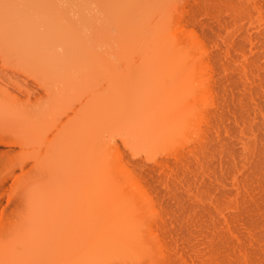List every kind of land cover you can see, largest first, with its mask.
I'll list each match as a JSON object with an SVG mask.
<instances>
[{"label": "bare ground", "instance_id": "6f19581e", "mask_svg": "<svg viewBox=\"0 0 264 264\" xmlns=\"http://www.w3.org/2000/svg\"><path fill=\"white\" fill-rule=\"evenodd\" d=\"M0 1L1 40H12L21 46L37 49L44 60L51 57L50 60L58 65L56 75L71 74L72 83H76L82 76L89 77L94 72L106 80L109 87L114 85L109 88L111 91L108 90L90 101L85 110L89 116L88 124L67 132L71 139L87 133L92 143V148L89 149L91 159L84 170L85 177L89 175L91 180L89 178L88 180L93 181L94 186L95 182L97 183L96 190L100 193L96 190V193H93L94 196L98 194L100 197H94L98 201L94 210L98 208V212L102 207L98 205L105 203L109 197L118 198L119 185L122 188L125 185L127 188L130 186L131 189L135 185V180L132 182L134 177L130 178L131 173L127 171L129 169L125 166L123 171L122 164L113 165L109 158L112 155L110 150L115 143L111 136V133L115 132L112 130L114 122L116 126L119 125L118 129L129 133L132 139L127 137L128 140L143 136L148 140L147 146L156 141L155 144L161 152L169 143L173 146L177 141L178 144L180 139L181 146L177 147L174 144L176 147L172 149L168 145V148L171 147L169 148L171 151L167 149L172 159L156 163L159 169L156 166L144 171L146 173L148 170L147 173L154 176L156 181L165 182L163 187H166L167 192L170 191L167 194L174 199L172 203L175 201L174 203L182 205L186 202V205L194 208L195 202L190 199L197 198L200 206L196 214L189 211V214L185 213L184 220L181 218L186 223L183 222L185 227L182 225L180 227L188 234L182 242L178 244L174 236L172 238L175 242L172 240L164 244L162 239V243L157 240L155 245L156 243L151 244L153 239L150 238L151 234L149 235L152 223L160 224L158 225L160 227L155 228L162 227V233H172L175 231H172L171 226H168L170 229L167 227V222L170 219L177 220V216L172 214L173 218H166L159 214L152 219L151 216H142L144 212L137 214L133 211L119 215L121 211L126 212L132 208L129 204L131 202L127 201L130 208L125 203L126 206L123 205L128 208L119 211L117 210L119 206H115L116 198L112 201L110 198V203L108 200L106 202L108 210L111 209L109 211L104 209L107 213L104 211L103 214L101 211L97 213L95 210L98 217H95V220L88 218L85 221V229H75L72 230L74 232H70L72 234H68L69 243L73 239L77 240L76 242L73 240L76 245H73L72 241L70 248L71 245L76 247H73L75 251L72 249L59 254L61 264H104L109 261L108 257L115 255L123 259L126 257L127 262L144 260L149 264H153L155 260V264H264V0H222L226 3L225 10L229 15L225 16L231 18L236 26L232 33L231 30L230 34L225 33L226 35H223V31H227L232 25L228 18L226 20L224 15V18L220 15L221 11L216 12L217 15L213 13L215 11L212 10L215 7L213 3L217 0L210 1L213 3L209 0H91L93 3L96 2L98 12L96 15L98 16L100 12L101 17H107L106 20H110L108 22L115 30L111 34L107 32L108 29H105L107 31L101 29L107 32L102 36L106 42L108 40L106 45H109L110 57L113 55L119 62H126V67L116 66L109 71L106 69L109 78L104 75V69H96L97 63L98 65L100 63V55L93 49L100 44L101 39H98L99 42L94 40L96 45L93 46V42L88 40L89 38H84L85 34L82 32L85 30L81 27L83 24L84 27L86 25L92 27L95 24L94 19L97 18L95 14L91 19L82 11V7L79 14L77 13L78 16L75 14L72 16L68 10L66 12L57 10L55 0H52L53 2L49 0L52 2L48 5L49 8L54 9H49L47 14L41 5L42 9L40 7L35 9L44 11L39 14L44 16V18L41 16L42 20L39 16H36V19L32 18L31 9L29 15L32 19H27L25 11H21L23 7L17 5L14 0ZM71 1L70 4L73 5L75 1ZM81 1L78 2L80 8ZM76 3L77 0L74 6ZM203 4H206V7L208 5V9ZM223 4L222 6H225ZM202 5L205 8H201ZM23 9L27 11V8ZM200 16H204L203 19ZM108 22L105 21L106 24ZM97 30L100 33L99 28ZM104 40L103 44L106 43ZM90 59L92 63L89 62ZM174 83L175 92L173 90L167 92L169 85ZM140 90H144L143 93ZM121 101L126 104L124 111L119 107ZM160 109L164 111V115H161ZM73 112L77 113L78 110L73 109ZM104 114H108L110 119L116 118L109 128L103 124L99 127L94 124L95 118ZM196 119H200V123L197 124L202 125L198 128V136L189 143V131ZM157 139L163 147L158 146ZM16 142L11 139L5 140L4 135L0 133V143ZM151 146H148L149 152ZM142 149L146 151H143L144 154L149 153L144 148H140V151ZM152 155L145 156L153 157ZM38 161L36 167L40 175L44 173L45 165L43 159ZM113 169L118 174L120 172L121 176L128 174L129 177L124 178L129 179L122 177L123 184L119 181L121 184H117V187L114 186L119 178L116 182L111 180L112 183H103L106 175ZM92 173L96 177H93ZM126 181L128 182L125 183ZM141 186L140 188L144 189V186L143 188ZM112 187L118 188L115 190L117 192H113ZM139 196L141 197V194L138 198ZM85 197L84 195L82 200L89 203V196L86 197L87 200ZM133 198L132 196L130 200ZM83 201L85 207L87 202L85 204ZM186 209L190 208L186 206ZM180 216L183 217L181 214ZM174 222L176 224V221ZM170 225L173 226V223ZM165 227L167 232H163ZM62 238L65 240L64 236ZM24 243L21 242L22 245ZM34 248L31 245L19 253L11 244H7L0 248V264H37ZM143 262L139 264H145Z\"/></svg>", "mask_w": 264, "mask_h": 264}, {"label": "rangeland", "instance_id": "374dc122", "mask_svg": "<svg viewBox=\"0 0 264 264\" xmlns=\"http://www.w3.org/2000/svg\"><path fill=\"white\" fill-rule=\"evenodd\" d=\"M7 1H11V0H7ZM14 1L17 3V5H21L23 8H27L28 12L25 9H23L21 6H19V8L20 7L22 8V10L20 9L21 11L23 10L25 11L24 15L27 19H32L34 17L36 19V16H39V17L43 16V15H39L41 12L44 13L43 10H45V13L47 14L48 10L51 9L49 8L48 5H50L54 0L53 1L51 0L52 2L49 0H41V1L31 0L30 2H28L29 0H27V2L24 0L22 1L14 0ZM18 1H19V4H18ZM74 1L76 2V0ZM79 1L81 0H77V3ZM82 1H81V8H80V3L78 4L76 3L79 6H77L76 4L74 6L75 2L73 3V5H71L70 4L72 2L71 0H55V6H57L56 8L57 10H60V11L65 10V12L67 10L70 11L68 13L72 16L74 14L78 16L77 13L81 11L82 7H83L82 11H85V13L89 17L93 16L94 14L96 15L98 13L96 9L97 8L96 2H94L95 3L94 4L93 1L91 0H87V2L86 0H82ZM210 1L211 0H209V2ZM213 1H216V0H213ZM216 2L215 3L210 2V3L215 4V7H214L215 9L211 7L212 10L213 11L215 10V11L214 12L211 11V12L217 15L221 11L220 15H222V17L224 15L226 20L227 18H228V21L230 20L229 23H231L232 26L228 27L227 31L224 29L225 31H223V35L230 34L229 31L232 30L231 31L232 33L234 29H236L235 28L236 26L234 25L233 20L231 21V18L227 17L229 15H228V12L225 10L226 3H224L225 1H222L221 3L219 0H217ZM45 3H47V5ZM26 4L28 5L25 7ZM59 4H60V7H59ZM222 4L225 6H222ZM40 5L43 6L44 9L40 11L35 10V9H38L39 7L40 9H42L43 7L41 8ZM203 5L205 6L206 4H203ZM203 5L201 6V8L204 7ZM210 5L212 4H209V6ZM76 6L78 7V9L76 8ZM65 7L66 8L68 7V8L66 9ZM30 9L32 10V13L30 12L31 11ZM34 11L36 13L37 12L39 13L36 14ZM29 12H30V15L33 14L31 16L32 18L30 17ZM203 15L205 16V14ZM98 16H97L98 19L94 17L96 19V20L94 19V21H96L94 22L95 24L93 25L94 28L92 25H91L92 27L90 26L87 27V25L86 27H84V24L83 25L81 24L82 25L81 27H83L86 30V31L81 30L85 34V36L83 34L84 38L85 37L89 38L88 40L92 42L94 40L95 42H99L100 40L98 39H101L100 44L98 43L96 48L93 49V51L96 49L98 55H100V63L99 65L97 63L96 69L97 70L104 69L103 71L105 72L106 69H107L106 71H109V69L112 70V67L118 66L117 68H119L121 66H125L126 62H123V63L119 62L118 60H116V58L113 55L112 57H110L111 55H109V52H108L109 45H106L108 40L106 42V39L104 40L105 37L103 36H105L104 33L106 34L107 32H111L112 34L115 32V30H113L111 24L109 23L110 20L109 19L106 20L107 17L106 18H103V16L101 17L100 12ZM204 16H200V18L202 17L203 19ZM92 18L93 17H91V19ZM40 20H42V17L40 18ZM98 20L101 25L99 23L97 24ZM76 21H78V19H76ZM105 21L106 22L109 21L108 22L109 25L106 24ZM197 22H198V19H197ZM198 23L200 24V22ZM95 25H98V26H95ZM102 25H104V27L106 26L107 28L106 27L104 28ZM98 28L100 30V33L97 30ZM101 29H104V30L108 29V31L105 30L107 32H104ZM100 36L102 38H100ZM88 40L87 42H89ZM102 40H104L106 43L103 44ZM109 41H112V40L109 39ZM95 42H93L94 44L93 46L96 45ZM89 57H92V56H89ZM50 58L44 60V58L41 56L40 51L37 49H33L32 47H29V46H21L17 42L12 41V40L6 41V40L0 39V133L4 135L5 140L11 139V140L17 141L16 143H0V248L4 247L7 244H11L12 248H14L17 252L21 253L25 251V248L27 249L28 246L33 245L35 247L34 248L35 260L37 264H58V263L61 264V262L59 261L60 259L59 254L62 253L63 251L69 252V250L74 249L73 247H76V246L71 245V248H70V244H72L75 241L71 235L70 239L72 238L74 241L71 239L73 242L71 241V243H69L70 241H68L69 240L68 237L70 234H72L70 232H74L72 230H75V229L77 230L79 228L80 229L82 228L81 230L85 229V226H84L86 225L85 221L88 218L90 219L94 218L95 220L98 217V216L96 217V213L94 212L96 210V209L94 210V207L98 203V201L95 200L94 197L95 196L99 197V195L98 194L95 196L93 195V193L94 194L96 193L95 190L97 189L96 188L97 183L95 182V186H94V182L93 181L90 182L91 179L89 175H87L88 176L87 178L85 177L86 171L84 170V167L89 165L88 163H89V160L91 159V155L89 154V149L92 148V143L91 141H89L88 139L89 137L87 133L83 135H79L71 139L67 135V132L70 129L80 128L84 126L85 124H88L89 116L88 114L85 113V110L88 108L90 101H92L96 96H100L101 94L108 92V90L111 91V89L109 88L110 87L112 88V86H114V85L111 86L110 85L111 83H110L109 84L110 87H109L107 82H105L106 80H103L101 76L95 74L93 71H92L93 73L90 74L89 77L87 75H86L87 77L82 76L83 79L81 77V79L79 78L76 83H72L70 81L71 74L69 75L61 74L60 76L56 75L58 65L54 64L50 60ZM89 62L92 63L93 61L91 60ZM106 73L108 72H105L104 75H107L108 77V74ZM175 87H176L175 83L174 85L173 84L169 85V89H167V92L168 90H173L175 92L174 90ZM143 91L141 92L143 93ZM169 93H172V91L171 92L169 91ZM170 97H172V95ZM122 101L121 103H119V107L124 111L126 110V104ZM73 109H77L78 112L74 113ZM166 109H169V108H166ZM161 111L162 110L160 109V112ZM161 115H164V111H162ZM115 119H116L115 117H112L110 119L108 114H104V115L97 116L95 118L94 124L98 127L101 124H103V126L109 128V125L112 122H114ZM197 123H200V119H196L195 124L190 128V131H189L190 132L189 133L190 142L189 143L193 141V138H196L198 136V133H199L198 128H200V125L202 124L198 125ZM158 124H160V121ZM118 126L119 125L116 126L115 122L112 124V130L114 129L115 132H112L111 136L113 137L115 143H114V146L110 150V153L112 155L109 153L111 155V157L109 156V158L111 159V161H113L114 163L113 165H115V163L116 165L118 164V166L122 164L123 171H124L125 166L127 167L126 169H129L127 171L133 174V175L129 174L130 178H132L131 176L135 178V179L134 178L132 179L133 183H134L133 180H135V185H134L135 187L133 186L131 189V187L129 186L127 188L126 185L124 184L125 187L122 185L124 188H122L120 185L118 186L120 187V190H118V188H114V187H117V184H121L123 180L127 178V177L124 178V176L129 177L127 172H125L127 175L122 173L124 174V176H121V173L120 172L119 174L116 173L114 169L112 172L110 173L108 172L109 174L106 175V178L103 180L104 181L103 183H108V182L110 183L111 180L112 182L113 181L116 182V180L119 178L118 182L115 183V186L113 185L114 187H112L114 188L113 192H117L115 191L117 189L118 190L117 193L121 195L120 196L116 194L118 198L114 196L116 198L115 201L117 202V203L115 202L116 203L115 206L116 205L119 206L118 207L119 209L117 208V210L119 211L126 210L128 206L127 208L125 206L128 204L127 202L128 200L129 202L132 203V204L129 203L130 205H132L131 206L132 208L136 207V205L138 206L132 209L130 208V205L128 204L131 210L127 209L126 212L121 211L120 214L119 213L117 214L123 215L124 213H127L129 211L130 212L133 211L135 213L144 212L142 216H145V217L151 216L152 219L159 214L166 218H171V217L173 218V215H175L177 216L178 222L177 220L172 221L170 219L171 221L169 220L167 222L168 224L167 227L171 226L172 231L174 230L176 234H172L175 232H172V233L169 232L170 234L169 233L164 234L162 233V227L161 229L155 228V227H160L158 226L160 224L156 225L152 223L151 231H150L151 233H149V235L151 234L152 237L150 236V238L153 239V242L151 244L156 243L155 245H157V240L161 243L164 240L163 243L167 244V243H170L172 240H174V238H177V241L179 244L180 242H182V240L185 239V236L188 235L185 233V230L182 228V227H185L184 224L186 223L185 221H183L184 217H186L185 213L188 212L187 214H189L191 212V214L193 213L196 214L197 211H199L200 209L198 200L197 198L195 200H193V198L190 199L193 202H195L194 208L190 207V205H186V202L182 203V205L185 203L184 206H182L181 204H178L177 202H176L177 204L174 203L175 201L172 203V200L174 199L171 198L170 195L168 197V194H167L170 191L167 192L166 187H163L165 186L164 185L165 182L163 180L162 182L156 181L155 180L156 178H153L154 176H150L147 173L148 170L146 171L147 174L145 173L144 170L149 169V168L152 169L153 167H156L160 160L164 161L167 159H172V156H170L171 154L169 155L168 149L171 147L172 149H174V147L176 146L177 147L181 146L180 139H178L179 143L177 144V141H176L177 139L175 138L176 143H173V146L170 145L169 143L168 145L171 147L168 148V145H167L168 149L165 146L163 149L165 148L166 149L165 150L162 149L163 150L162 152L164 153H162L161 150L155 144L156 139L153 140L155 141V143H153L151 140L152 144L153 145L155 144L156 146L155 145L153 146L151 143L148 145V146L152 145L150 148L151 149L150 152L152 151L153 153H150L149 148L147 146L148 140L146 138H145L146 139L145 141L143 136L141 137L136 136V138L134 137V139L132 140L133 142H132L131 140H128L130 138L129 133H127V131L121 130L120 128L118 129L117 128ZM110 129H111V126H110ZM127 137L129 138L127 139ZM130 139H132V137ZM159 139L163 140L161 138ZM159 139H157L159 141L158 146H160L161 148L163 147V145L162 144L160 145ZM166 141L165 143L169 142V141L168 142ZM188 141H187V144H189ZM174 144H176V146ZM155 147H157L159 150L157 148L155 149ZM140 148H144L148 150L149 153L147 154H149L150 156L153 154L152 156L154 158L149 157V156L146 157L147 154H144V152L146 151L142 149L141 150L142 152H141ZM179 148L181 149V147ZM179 148H176V149L178 150ZM154 149L155 151H153ZM91 151L92 150H90V152ZM169 151H171V149H169ZM39 159H43V163L45 165L43 169L44 173H41L40 175L38 174V169L36 167V163L39 162L38 161ZM93 177H96V176L94 175ZM88 178L90 180H88ZM94 181H97V180H94ZM127 182L128 181H126L125 183ZM137 182H138V185H137ZM130 183L131 182L129 181V184ZM99 184H98V187L100 188ZM139 184L142 185L141 186L142 188L144 186L145 190L141 189ZM136 187L139 189H137ZM121 188L125 192L121 191L122 190ZM140 189L141 191H139ZM143 191H145L146 193ZM102 192L103 191L101 190V194ZM113 192H111V194ZM97 193L99 192L97 191ZM139 193L141 194V197L139 196L138 198V195H140ZM82 195L83 197L84 195L86 197L89 196L88 197L89 203L87 201L82 200L83 198V197L81 198ZM112 195H115V193H113ZM132 196L134 198L133 200L132 199L130 200ZM135 196H136V199H135ZM184 196L188 199L187 194ZM98 197H95V198H98ZM112 197L113 196L109 198L107 197L108 201L105 200L106 198L105 197L103 200H105L106 204L102 203L98 205L100 207L102 205V207L98 211L99 213L101 211L103 214L104 212H106L104 211V209H106L107 211L111 209L109 208L108 210L107 204L110 203L109 201L110 198H111V201L115 199V198L112 199ZM146 198L151 203L149 201L146 202L147 201ZM93 199H94V202H93ZM190 200L188 199V201ZM80 201L81 203L82 201L85 202V204L87 202L86 206L83 207V203L81 204ZM134 202H137V204H135ZM142 204L145 205V207ZM173 204L175 207L172 206ZM120 206L122 207L120 208ZM186 206L189 207L190 209L187 210L188 208L186 209ZM138 208H141V209L139 210ZM119 211H116V212H119ZM180 212H182L183 214ZM180 214L183 215V217H181ZM181 218H183V220ZM91 221L92 220H89V222ZM174 221H176V224ZM183 222L185 223L183 224ZM171 223H173V226L175 227L170 225ZM178 223L180 225H178ZM176 225H178V227ZM181 225L182 227H180ZM88 228H89V225H88ZM165 230H167L166 227L164 228L163 232H167ZM76 232L75 234H78ZM181 233L182 234L185 233V234L182 235ZM63 236L65 240H63L62 238ZM151 239L149 240L150 242H151ZM22 241L25 242L24 245L21 244ZM75 242L73 243V245L74 244L76 245ZM172 242H175V240ZM173 245L174 244H172V246ZM108 258H109V261H107V263H109L111 260V263L109 264H122L123 262H126L127 264H133V263L139 264L144 261L142 259L143 261H140V260L136 261L137 263L129 262V261L128 263L125 260L127 259L126 257H124L123 259V257L120 258V256L117 257L116 255L111 258L110 257ZM112 258L116 259V261H114V259L112 260ZM155 262L154 263L152 262V263L155 264ZM107 263H104V264H107ZM143 263L149 264L148 261L147 262L144 261Z\"/></svg>", "mask_w": 264, "mask_h": 264}]
</instances>
